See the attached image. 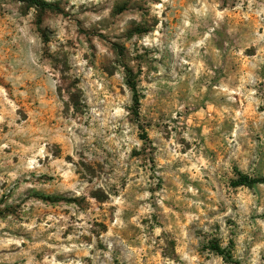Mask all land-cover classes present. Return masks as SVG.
Masks as SVG:
<instances>
[{
  "label": "rangeland",
  "instance_id": "obj_1",
  "mask_svg": "<svg viewBox=\"0 0 264 264\" xmlns=\"http://www.w3.org/2000/svg\"><path fill=\"white\" fill-rule=\"evenodd\" d=\"M41 1L0 0V264H264V0Z\"/></svg>",
  "mask_w": 264,
  "mask_h": 264
},
{
  "label": "trees",
  "instance_id": "obj_2",
  "mask_svg": "<svg viewBox=\"0 0 264 264\" xmlns=\"http://www.w3.org/2000/svg\"><path fill=\"white\" fill-rule=\"evenodd\" d=\"M22 2H27L31 5H35L37 7L40 8H51V4L41 1V0H19ZM131 71L127 70L126 72V84L129 87L131 93H132V101H133V113L134 115L138 114V107H139V92L138 89L136 87V83L134 80H132V78L130 77ZM257 182H264V179H256V178H252L249 177L248 175L245 174H241L239 173L238 178L236 179V181H234V186H249L253 183H257ZM212 250H214L217 254L219 255H224L225 256V251L224 249H222L217 243L213 244L211 247Z\"/></svg>",
  "mask_w": 264,
  "mask_h": 264
}]
</instances>
